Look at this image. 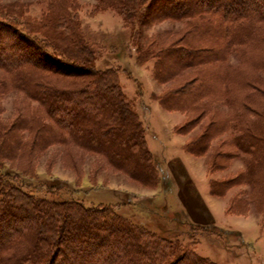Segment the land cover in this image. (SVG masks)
Masks as SVG:
<instances>
[{
    "label": "trees",
    "instance_id": "obj_1",
    "mask_svg": "<svg viewBox=\"0 0 264 264\" xmlns=\"http://www.w3.org/2000/svg\"><path fill=\"white\" fill-rule=\"evenodd\" d=\"M33 3L45 5L39 17L28 14ZM108 9L132 29L136 61L154 60L157 82L166 84L197 70L190 80L157 97L158 102L167 111L188 114L203 108L180 128L184 134L213 110L212 100L220 103L224 115L209 121L183 148L200 157L213 138L225 134L221 146L234 153H216L211 166L215 169L218 158L241 153L246 155L244 169L233 178L210 180V193L221 197L233 185L251 186L252 193L233 200L228 211L251 201L264 212V0H96L93 8ZM151 12L157 21H184L182 31L171 40L169 31L144 41L142 28ZM231 51L238 60L235 67L227 63ZM95 56L83 36L76 0H0V94H21L37 104L28 105L12 122L0 123V167L20 154L23 132L28 131L30 146L38 152L69 141L105 157L142 186L159 184L143 127L124 97L117 72L95 69ZM212 64L220 69L210 68ZM172 169L179 183L189 184L178 198L194 202L192 228L209 233L212 216L182 165L177 161ZM0 264L215 263L110 207L35 197L0 173Z\"/></svg>",
    "mask_w": 264,
    "mask_h": 264
},
{
    "label": "rangeland",
    "instance_id": "obj_2",
    "mask_svg": "<svg viewBox=\"0 0 264 264\" xmlns=\"http://www.w3.org/2000/svg\"><path fill=\"white\" fill-rule=\"evenodd\" d=\"M76 2L83 36L95 50L93 66L97 70H116L124 97L143 127L147 148L159 173V184L155 187L142 186L112 167L105 157L81 150L69 141L66 146L55 143L38 152L30 146L28 131L22 135L24 148L15 158L3 161L0 173L35 197L76 201L87 208L110 207L136 225L190 245L198 255L215 264H264V212H259L251 201L248 206L241 204L239 209L228 211L233 200H243L246 194L252 193L251 186L233 185L224 189L221 197L212 196L209 189L210 180L233 178L243 170L246 155L236 152L238 155L234 158H218L214 169L211 165L216 153H234L226 145L221 146L225 134L213 138L203 156H193L183 148L202 133L209 121L224 115L220 103L212 100L213 110L207 115L204 113L202 121L184 134L180 128L203 108L188 114L179 110L167 111L158 102L157 97L190 80L197 70H187L176 80L160 84L154 76V60L142 64L136 61L132 29L116 12L110 9L95 12L96 0ZM44 8L43 3H33L28 14L39 17ZM151 13L148 17L150 21L145 22L142 28L144 41L169 31L173 33L171 40V37L176 38L173 35H177V31H182L184 21H157L155 13ZM233 53L231 51L227 63L235 67L238 60ZM219 67L210 65L216 71ZM202 68L205 69V66ZM209 103L210 100L199 105ZM28 105L35 108L37 104L26 101L21 94H0V123L12 122L21 111L29 108ZM29 147L32 148L30 156L27 155ZM177 161L193 187L202 195L209 193L214 199L215 223L208 228L209 233L192 228L189 215L196 211L194 202H190L189 198H178L189 184L183 185L175 178L172 166ZM12 224L19 223L13 221Z\"/></svg>",
    "mask_w": 264,
    "mask_h": 264
},
{
    "label": "crops",
    "instance_id": "obj_3",
    "mask_svg": "<svg viewBox=\"0 0 264 264\" xmlns=\"http://www.w3.org/2000/svg\"><path fill=\"white\" fill-rule=\"evenodd\" d=\"M196 191V194L197 196L199 197L200 201L202 202L203 206L205 207V209L207 210L206 212L208 214H210L214 220V215H213V202H214V199L213 197H211L209 195V193H205L204 195L200 194L196 188H194ZM208 192V191H207ZM178 200V198H177ZM214 223H215V220H214ZM211 227V226H210ZM209 228V226H208Z\"/></svg>",
    "mask_w": 264,
    "mask_h": 264
}]
</instances>
